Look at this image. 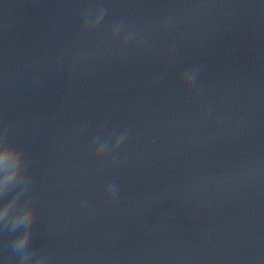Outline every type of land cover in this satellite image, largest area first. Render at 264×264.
<instances>
[{
    "label": "water",
    "instance_id": "95a60500",
    "mask_svg": "<svg viewBox=\"0 0 264 264\" xmlns=\"http://www.w3.org/2000/svg\"><path fill=\"white\" fill-rule=\"evenodd\" d=\"M7 142L0 264H264V0H0Z\"/></svg>",
    "mask_w": 264,
    "mask_h": 264
},
{
    "label": "clouds",
    "instance_id": "9594fccd",
    "mask_svg": "<svg viewBox=\"0 0 264 264\" xmlns=\"http://www.w3.org/2000/svg\"><path fill=\"white\" fill-rule=\"evenodd\" d=\"M17 151V145H15L14 143L12 142H7L3 145L2 148H0V159H6L8 157H11L14 153H16ZM10 207V205H6L5 207V211L7 212L8 211V208ZM34 209H29L28 212H26L24 215H25V218L29 217V216H32L34 217ZM26 239L28 237H25Z\"/></svg>",
    "mask_w": 264,
    "mask_h": 264
}]
</instances>
